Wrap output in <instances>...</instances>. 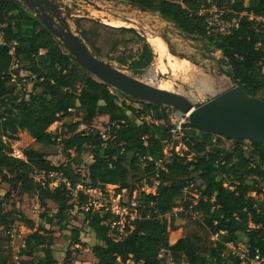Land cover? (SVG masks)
<instances>
[{
    "label": "trees",
    "instance_id": "obj_1",
    "mask_svg": "<svg viewBox=\"0 0 264 264\" xmlns=\"http://www.w3.org/2000/svg\"><path fill=\"white\" fill-rule=\"evenodd\" d=\"M130 2L176 25L185 35L208 42L229 60L233 84L248 97L264 101V22L257 21L264 19V0H184V6L175 0ZM210 3L229 12V20L238 21L239 27L230 35H208L199 12ZM76 24L99 57L131 74L152 66L154 49L137 30L87 18H78ZM0 31V181L17 186L21 196H35L44 210L37 224L14 206L5 210V202L0 201V264H14L11 244L16 224L31 232L17 264H60L55 256L58 233L70 228L76 209L83 214L86 229L95 234L91 250L97 264H252L257 257L264 264V144L245 147V142L232 141L227 148L225 141L231 140L185 129L184 154L162 170L157 164L172 137L160 108L117 90L112 94L113 88L74 63L52 33L17 0H0ZM129 46L136 51L127 52ZM23 77L32 84L30 93L19 88ZM121 97L140 103L142 109L120 103ZM152 111L153 121H145ZM73 113L80 120L65 126L66 134L56 137L49 132ZM101 117L109 118L104 130L107 140L93 127ZM21 133L34 143L25 149L23 159H17L12 143L19 141ZM61 148L69 161L57 167L50 158L58 156ZM85 155L92 157V163H85ZM81 167L87 171L85 178ZM38 172H64L69 186L61 182L42 188L31 178ZM156 181L160 185L155 195L143 191ZM107 186L116 187L117 194L125 191L131 199L139 193L138 216L130 224L133 229L126 227L125 236L119 227L107 224L110 219L120 222V217L87 210L85 190ZM189 189L197 192L186 198ZM72 190L78 192V199ZM178 208L199 217L194 220L182 214L184 224L176 225L177 218L168 216ZM177 231L181 238L171 245L170 234ZM83 233L81 227L72 228L71 247L62 264H72L74 255L87 246ZM241 242L246 253L229 248Z\"/></svg>",
    "mask_w": 264,
    "mask_h": 264
},
{
    "label": "water",
    "instance_id": "obj_2",
    "mask_svg": "<svg viewBox=\"0 0 264 264\" xmlns=\"http://www.w3.org/2000/svg\"><path fill=\"white\" fill-rule=\"evenodd\" d=\"M17 1L24 8L30 10L38 21L52 33L74 63L97 81L110 86L114 90L160 108L163 123L168 128L175 127L167 118L166 109L171 108L182 114L190 113L188 122L183 125L184 129H196L236 143L248 141L264 144V101L248 97L240 87L233 85L234 75L229 60L222 53L218 56V51L210 47L201 38L185 35L176 25L161 18L162 21L171 25L170 29L179 37L199 43L198 48L202 50V58L211 65V75L214 76L217 72L215 76L225 77L232 82L227 89L214 96L206 93L202 101L198 100L196 91H194L196 98H193L181 93L162 90L138 79V76L145 74V71L141 70L131 74L125 68L95 54L83 39V34L77 27L76 21L77 30L73 31L71 27L70 22L73 21V17L78 12L77 4L71 7L67 4V0ZM81 1L94 5L88 0ZM130 6L143 13H148L145 8L134 3H130ZM84 18L91 19L88 15H85ZM97 21L103 23L102 19H97ZM128 21L130 22V20ZM133 29L137 30L136 28ZM167 32H165V35L154 36L163 40L169 54L199 66L197 63L192 62L186 54L178 52L174 48L167 39ZM139 33L146 38L143 32ZM191 58H194V56H191Z\"/></svg>",
    "mask_w": 264,
    "mask_h": 264
},
{
    "label": "rangeland",
    "instance_id": "obj_3",
    "mask_svg": "<svg viewBox=\"0 0 264 264\" xmlns=\"http://www.w3.org/2000/svg\"><path fill=\"white\" fill-rule=\"evenodd\" d=\"M67 1H68L67 4L71 5V7H73L76 4L78 5L77 7L78 12H76V15L73 17V21L70 22L73 31L77 30L75 21L78 18H84L85 15H88L89 18L95 20L101 19V17L109 18L111 22H106L105 20H103V24H106L114 28H120V27L136 28L134 26L129 25L128 20H130L131 22L137 25L136 29L138 30V32H143L146 35V38L147 37L151 38L153 35H165V32L168 31L167 39L172 43V45L178 52L186 54L188 57L195 54L198 55L196 61L200 63V66H195L186 60H181L177 57L172 56L167 51V48H159L158 43L157 44L155 43L154 45H151L155 53L153 64L145 72V74L138 76L139 80H143L147 84L155 87H159L162 90L181 93L187 96H191L193 98H196V95L194 93V91H196L197 98L200 101L204 99L205 97L204 95L206 93L210 94L211 96H214L215 94L224 91L229 87V85L232 84V82H230L225 77L219 78L215 76L217 72H215V75L213 76L207 74L205 71L201 69L202 65H205L207 63L203 60L201 55L196 52L199 43L191 42L189 40L179 37L172 29H170L171 25L162 21V19L158 15L150 12L143 13L137 8L131 7L130 0H88L89 2H92L94 5L83 2L81 0H67ZM206 43L209 45L208 42ZM130 51L135 52L136 47L129 46L127 52ZM220 55L221 52L218 51V56ZM161 75H163V77H161ZM22 76H25V74H22ZM31 91H32V84L29 83L28 81L26 90L23 91V93H30ZM128 102L134 105L135 107L138 106L133 101L128 100ZM174 111L175 110L171 108L166 109L168 120L171 122V124L174 118ZM79 120L80 119L75 116V113H73V116L65 118L61 122L54 124L49 129V132L53 133L54 136L56 137L62 136L63 134H66L67 131L65 126L73 125L79 122ZM106 124H108V121L99 118L94 122L93 127L96 130H100L104 132ZM33 143L34 140L27 133L19 134V141L12 143L13 154L14 153L24 154L25 149L30 147V145H32ZM232 144H233L232 141L231 142L225 141L224 146L227 148H231ZM244 145L245 147H250L251 144L250 142L245 141ZM180 148H181L180 153L183 155L185 152V146H181ZM70 153L72 155H75L74 151H71ZM50 160L52 164L57 167L69 161L66 154H64V152L62 151V148L60 149V154L58 156L51 157ZM84 161L86 164L92 163V157L90 155H85ZM81 174H82V178H85V175L87 174L85 167H81ZM197 185H201V182L198 181ZM147 188L148 187L145 186L143 188V191L147 190ZM105 190H107L106 194L109 198L117 197L116 187H110ZM194 192H197V190L191 191L189 189L186 192L187 193L186 198L187 196H189V194L195 196ZM8 194H10V198L7 199ZM2 200L5 202V206H4L5 210H11V208H13L12 206H14L16 210L24 213L28 218L34 217L36 220L35 222L37 224L41 222L40 215L43 213L44 210L41 208L39 201L35 196H21L20 190L17 186L2 183L0 181V201ZM50 208L53 212H56L55 205L50 204ZM182 214L183 213L176 211L174 212L173 215H169L168 219H170L172 216H175L177 218L176 225H182L185 222L184 221L185 218ZM72 218L73 220L71 221L70 228L67 231L58 233L60 237L58 238L57 245L55 246V256L57 260L60 262V264H62V262L64 261L66 252L71 247L69 238L71 236L72 228L75 227L83 228L84 231L83 234L87 236L85 239L87 244H89L90 246L93 242L91 239V235H90L91 233L89 229H86V224L84 223V216L81 213V211H79V209L78 210L76 209L73 212ZM21 226H22L21 224H16L13 230V234L15 235V237L19 238V236H21V238L18 240V242H16L15 245L11 244L14 264H16L17 260H19L18 258L19 250L17 247L19 246V244L22 243V241H24V239L30 233L28 232L29 230L28 231L26 230L24 232V229H22ZM16 232L18 233L16 234ZM19 232H24V233L19 234ZM180 237H181V231L172 232L170 235V242L175 243L178 241ZM232 251L240 254H244L246 253L247 250L244 243L241 242L240 245L238 247H235L234 250ZM74 258L76 259L75 262L76 264H94V257L89 247L82 249L80 254L74 255Z\"/></svg>",
    "mask_w": 264,
    "mask_h": 264
},
{
    "label": "built area",
    "instance_id": "obj_4",
    "mask_svg": "<svg viewBox=\"0 0 264 264\" xmlns=\"http://www.w3.org/2000/svg\"><path fill=\"white\" fill-rule=\"evenodd\" d=\"M177 3L180 5L184 6V0H175ZM210 7H203L199 14L203 16L206 20L207 24V30H208V35L212 37H220V36H227L230 35L235 29L239 27V23L236 19L229 20L227 18V15L229 12L225 10L219 9L216 5L210 3ZM254 16H251L250 19H254ZM257 21L259 22H264V19L258 18ZM2 35L0 31V36ZM264 72V66L263 70ZM16 80V79H15ZM27 85L26 79L22 80V84L19 85L20 89H23L25 91V87ZM112 94H115V90H111ZM120 103L127 102L128 105L130 103L128 102L127 99L121 97L119 99ZM138 106H136L137 109H142V106L140 103H136ZM134 106V105H133ZM135 107V106H134ZM153 116L154 113L153 111L151 114L145 118V121L147 122H152L153 121ZM190 113L188 114H182L179 113L177 110L174 111V118L172 124L175 126L174 128L171 129L170 134H171V141L166 142V147L164 149V159L161 160L157 166L158 168L164 170L165 166L173 159L175 156H181L182 154L180 153L181 151V146H184L183 140L185 137L184 134V128L183 125L188 122ZM100 138L102 140H107V135L104 132H100ZM174 143L177 145L174 147ZM13 157L17 159H23L24 156L20 154H13ZM31 178L42 188H46L47 186L49 187H56L58 186L61 182L68 184V178L65 176L64 172H38L34 173L31 175ZM160 185L158 181L154 183V186L152 188H147L146 193L150 194H156L157 187ZM112 186H107V188H110ZM70 188V187H69ZM82 189V187H79ZM150 193H149V192ZM107 190L104 189H93L90 188L88 190H85V195L88 196L89 198V204L87 210L89 211L90 209L93 210H105V211H110L112 215L118 216L121 218L120 222H113L112 219H110L107 224L112 228L115 229L116 227H119V231L121 236L127 235L125 232V229L127 226H129L138 216L136 207V198L138 197V193L135 192L132 199L130 197H127V193L124 191L122 194H117L116 198H109L106 194ZM72 195L75 199H78V192L72 190ZM129 204V205H128ZM179 211L183 214L186 215H191V217L196 220L199 217L198 213H188L185 212L182 208L176 209L174 212ZM130 228H132V225H130ZM234 245L229 244V248L234 250ZM252 264H263V260H261L259 257H257L254 261H252Z\"/></svg>",
    "mask_w": 264,
    "mask_h": 264
},
{
    "label": "crops",
    "instance_id": "obj_5",
    "mask_svg": "<svg viewBox=\"0 0 264 264\" xmlns=\"http://www.w3.org/2000/svg\"><path fill=\"white\" fill-rule=\"evenodd\" d=\"M157 51V50H156ZM101 119H103V120H105V121H108L109 122V118L108 117H101ZM23 155V154H22ZM30 219H32V220H34V221H36L35 220V218L33 217V218H30ZM22 227V229H24V232L27 230L28 231V229L25 227V226H21ZM20 227V228H21ZM17 228H19V227H17ZM20 230V229H19ZM24 232H19V234L21 233V234H23ZM28 232H30V231H28ZM177 232H179V231H177ZM18 232H16V234H17ZM31 233V232H30ZM29 233V234H30ZM90 235H91V239H92V244L89 246V244H87V242H86V235L85 234H82V241H83V243L84 244H86L87 246L85 247V248H90V250H91V246H93L94 245V243L96 242V238H95V234L94 233H92L91 231H90ZM172 233V232H171ZM28 234V235H29ZM171 235V234H170ZM12 238H13V241H12V244L13 245H15L16 244V242H18V240L21 238V236H19V238H17V237H15V235L13 234V232H12ZM181 238V237H180ZM180 238L178 239V241L180 240ZM24 241H25V239H24ZM24 241H22V243L21 244H19V246L17 247L18 248V250H19V252H20V248L24 245ZM177 241V242H178ZM177 242H175V243H172V242H170V244L171 245H174V244H176ZM12 246V245H11ZM76 248H79V246L78 247H76ZM82 249H84V248H80V252H81V250ZM91 252H92V250H91ZM19 254V253H18ZM92 255H93V253H92ZM12 256H13V254H12ZM93 257H94V255H93ZM19 258V257H18ZM19 260H17V262H18ZM17 262H16V264H17ZM76 262V259H74V261L72 262V264H76L75 263ZM94 264H97V260H96V258L94 257Z\"/></svg>",
    "mask_w": 264,
    "mask_h": 264
},
{
    "label": "bare ground",
    "instance_id": "obj_6",
    "mask_svg": "<svg viewBox=\"0 0 264 264\" xmlns=\"http://www.w3.org/2000/svg\"><path fill=\"white\" fill-rule=\"evenodd\" d=\"M101 19H102V20H105L106 22H111V21L109 20V18H106V17H101ZM128 23H129V25L134 26V27L137 28V25L134 24L133 22H131V21L129 22V21H128ZM109 24H110V23H109ZM147 40H148L149 44H151V45H154L155 43H156V44L158 43L159 48H166V45H165V43L163 42V40H162L161 38H158V37L154 36V35H153L151 38L147 37ZM166 91H167V90H166Z\"/></svg>",
    "mask_w": 264,
    "mask_h": 264
},
{
    "label": "flooded vegetation",
    "instance_id": "obj_7",
    "mask_svg": "<svg viewBox=\"0 0 264 264\" xmlns=\"http://www.w3.org/2000/svg\"><path fill=\"white\" fill-rule=\"evenodd\" d=\"M198 46H199V45H198ZM196 52H197L198 54L201 55L202 50L199 49V48L197 47ZM192 56H194V58H191V56H190V57H189L190 60H191L192 62H194V63H197V64L200 66V63H199L198 61H196L198 55L195 54V55H192ZM201 57H202V56H201ZM203 60H204L207 64L202 65L201 69H202L203 71H205L206 73H208V74L211 75L212 71H211V69H210V67H211L210 63L207 62L204 58H203Z\"/></svg>",
    "mask_w": 264,
    "mask_h": 264
}]
</instances>
